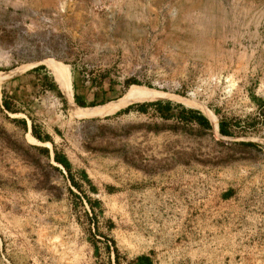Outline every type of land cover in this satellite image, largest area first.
I'll return each mask as SVG.
<instances>
[{
	"label": "rangeland",
	"instance_id": "374dc122",
	"mask_svg": "<svg viewBox=\"0 0 264 264\" xmlns=\"http://www.w3.org/2000/svg\"><path fill=\"white\" fill-rule=\"evenodd\" d=\"M14 68L0 83V264H264V0H0V72ZM73 94L125 98L116 111L168 100L210 129H172L153 106L72 117Z\"/></svg>",
	"mask_w": 264,
	"mask_h": 264
},
{
	"label": "trees",
	"instance_id": "16d2710c",
	"mask_svg": "<svg viewBox=\"0 0 264 264\" xmlns=\"http://www.w3.org/2000/svg\"><path fill=\"white\" fill-rule=\"evenodd\" d=\"M43 66H36L34 68H32L31 70H37V69H41ZM136 83L133 80H125L124 81V85L128 86L129 84H134ZM73 101L75 104H77L80 107H93L95 104L93 103H88V104H84L83 100L76 94H73ZM138 104L134 103V104H128L125 108H122L118 111H116L114 113V115H119V114H124L127 113L131 108H133V106H136ZM2 106L5 110L10 111L9 106L2 100ZM146 106H153L155 108V110L160 114V117L163 119H174L177 124H173L170 126V128L175 129L178 128V125L181 127H188V126H195L193 128H195L196 130H208L210 129V124L207 120V118L198 110L192 109V108H186L184 106H182L181 104H172L170 101L168 100H155V101H150V102H142L141 104L138 105V107L140 108V110H144V108ZM173 110L176 111L173 112ZM14 112V111H12ZM23 122V121H22ZM192 128V127H191ZM32 129V127H31ZM217 130L218 133L222 136H231L232 132L229 131L228 129V123L226 120L224 119H219L217 121ZM31 135L38 139V140H42V137L37 136L36 134H34L31 130ZM45 139H48V136H45ZM242 145L245 146H253V143L251 142H240ZM53 160L58 163L59 165H61V167L67 172L68 175V179L70 180V183L72 186L76 187L75 182H73L71 176L69 175V166L67 161L65 160V158H58L56 156L53 157ZM54 169H57L56 167H54ZM117 255V254H116ZM114 264H119L117 262V259H114ZM130 264H153L152 261L150 260V258L147 255L141 254L138 256H135Z\"/></svg>",
	"mask_w": 264,
	"mask_h": 264
},
{
	"label": "bare ground",
	"instance_id": "6f19581e",
	"mask_svg": "<svg viewBox=\"0 0 264 264\" xmlns=\"http://www.w3.org/2000/svg\"><path fill=\"white\" fill-rule=\"evenodd\" d=\"M57 67H58V78H59L61 90H63V94L67 96L69 100H71L72 93H71V85H70L69 68L66 65L59 63V62L57 63ZM18 71H19V68H14L7 72H0V83L4 81L5 79L11 77L12 75L16 74ZM139 88L140 87H136V86L131 87L133 91L136 90L140 95L142 94L141 96L144 98H151V97L157 96V94L159 95L158 92H154L147 88L141 89V91L139 92L140 90ZM124 99L119 100V102H109L105 105H99V106H93V107H80L71 101L72 104L69 109V112H70L69 114H71L70 116L76 117V118L104 116V115H107V114H110L116 111L120 106H122L124 102L126 101V100L123 101ZM213 122H214L213 123L214 128L217 129L216 121L214 120Z\"/></svg>",
	"mask_w": 264,
	"mask_h": 264
}]
</instances>
